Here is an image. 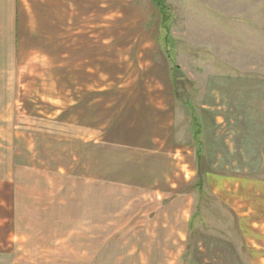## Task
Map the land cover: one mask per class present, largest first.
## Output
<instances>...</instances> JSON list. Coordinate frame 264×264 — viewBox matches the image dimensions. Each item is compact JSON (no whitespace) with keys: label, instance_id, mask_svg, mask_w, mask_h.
<instances>
[{"label":"rangeland","instance_id":"1","mask_svg":"<svg viewBox=\"0 0 264 264\" xmlns=\"http://www.w3.org/2000/svg\"><path fill=\"white\" fill-rule=\"evenodd\" d=\"M25 7L0 14V264H264V0Z\"/></svg>","mask_w":264,"mask_h":264},{"label":"crops","instance_id":"2","mask_svg":"<svg viewBox=\"0 0 264 264\" xmlns=\"http://www.w3.org/2000/svg\"><path fill=\"white\" fill-rule=\"evenodd\" d=\"M36 1H38V0H36ZM43 1L44 0H42V2ZM55 1L57 2V0H55ZM26 4H27V0H0V14L2 12L3 17H26V15H27V9L25 7ZM10 37H11V35H10ZM253 138L254 137H251V136L246 137V139H253ZM257 142H259V141H257ZM254 260L255 261L256 260L257 261H263L264 260V249H261L259 257L257 259H254Z\"/></svg>","mask_w":264,"mask_h":264},{"label":"trees","instance_id":"3","mask_svg":"<svg viewBox=\"0 0 264 264\" xmlns=\"http://www.w3.org/2000/svg\"><path fill=\"white\" fill-rule=\"evenodd\" d=\"M155 2L163 7V0H155Z\"/></svg>","mask_w":264,"mask_h":264}]
</instances>
